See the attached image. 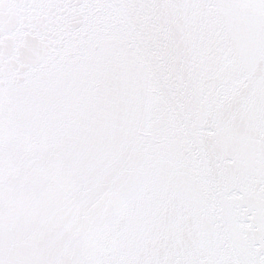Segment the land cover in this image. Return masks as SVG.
Listing matches in <instances>:
<instances>
[{"label": "snow or ice", "instance_id": "snow-or-ice-1", "mask_svg": "<svg viewBox=\"0 0 264 264\" xmlns=\"http://www.w3.org/2000/svg\"><path fill=\"white\" fill-rule=\"evenodd\" d=\"M0 264H264V0H0Z\"/></svg>", "mask_w": 264, "mask_h": 264}]
</instances>
